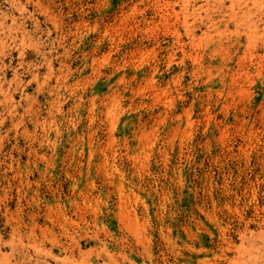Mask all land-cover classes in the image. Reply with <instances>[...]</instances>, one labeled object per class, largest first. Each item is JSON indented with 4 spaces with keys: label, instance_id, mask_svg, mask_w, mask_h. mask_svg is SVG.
<instances>
[{
    "label": "rangeland",
    "instance_id": "374dc122",
    "mask_svg": "<svg viewBox=\"0 0 264 264\" xmlns=\"http://www.w3.org/2000/svg\"><path fill=\"white\" fill-rule=\"evenodd\" d=\"M0 264H264V0H0Z\"/></svg>",
    "mask_w": 264,
    "mask_h": 264
}]
</instances>
